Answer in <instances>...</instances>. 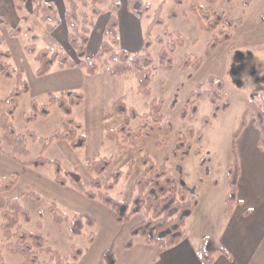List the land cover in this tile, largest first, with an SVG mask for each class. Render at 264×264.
Segmentation results:
<instances>
[{
	"label": "rangeland",
	"instance_id": "obj_1",
	"mask_svg": "<svg viewBox=\"0 0 264 264\" xmlns=\"http://www.w3.org/2000/svg\"><path fill=\"white\" fill-rule=\"evenodd\" d=\"M143 1L151 6L144 16L147 32L154 20L163 21L154 25L150 38L147 39L146 34L145 44H150L153 63L160 66L162 48L174 46L172 67L159 68L154 72L150 95L139 93L135 74L127 73L129 77L123 79L120 78L122 75L111 73L110 67L115 64L112 51L105 54L107 64L98 69L100 75L89 78L91 84L86 82L81 88V75L77 70L87 74L86 67H62L58 62L45 74H39L41 64L36 55L50 49L44 30L36 33L35 30H26L29 22L21 26L11 25L9 21L5 24L0 22V33L4 36L0 43V53H3L0 64H4L1 65L3 70H0V264H72L75 248L81 250L85 257H90L114 244L129 223L114 228L111 224V221L115 222L113 210L99 195L109 191L113 198L132 204L137 195V179L145 167L143 158L146 154L157 167L166 162L169 175L179 184L205 177L206 171L216 169L217 163L233 161L232 136L236 130L232 129L231 121L240 109L241 99L248 96V91L264 90V76L248 74L250 65L254 69L264 65V49L262 53L257 52L259 48L245 50L243 54L232 53L227 50L229 44L223 42V38L238 31L239 18L256 22L254 16L264 13V0H182L180 4L176 0ZM28 2L41 26L44 23L48 25V22H66L65 15L71 7L68 1L69 8L60 17L56 11L55 21H49L45 16L51 11L43 4L35 11L37 3ZM102 2L79 0V12L88 14L90 18L94 6L103 8L107 4L106 0ZM224 14L228 20H234L231 26L224 21L214 25L213 21L205 18L203 21L211 23L214 28L202 26L201 17L207 15L214 19ZM17 27L20 31H16ZM38 35L40 40L34 37ZM158 38H162L163 42H159ZM28 47H35V53H31ZM113 48L119 50V46ZM61 49H50L49 56L64 52L78 59L77 51L70 44ZM219 50H222V55L228 51L231 54L220 62L224 56H220ZM189 56L192 62L196 58L202 59L199 71H195L192 65L184 68V61ZM8 71L10 76L6 74ZM211 76L226 81L227 97L234 104V112L228 115L227 121L204 130L201 144H198L197 137L191 138L193 152L182 162L179 156L173 154L177 131H186L190 126L200 130L203 117L213 113L214 104L209 97L200 99L196 104L190 103L185 118L182 116L183 109L188 96L199 85L203 90L211 88ZM242 79L247 82L244 87L243 83V92L237 96L232 88H238L237 84ZM55 83H78L76 86L79 89L71 88L63 92L42 89L44 85ZM68 91L84 96L81 103L74 105L70 102L78 99L76 95L65 99L70 107L69 113L53 102L51 96H61ZM122 97H125L127 108L139 114L131 119L128 126L130 133L135 135L122 137L119 130L124 124V117L113 115L114 104ZM256 99L264 102V93ZM155 100L163 101L162 113L174 127L161 145L158 142L162 140L137 133L144 127L142 116L151 111V103ZM44 110H48V114H44ZM6 126L12 127L16 135H25L22 143L27 152L11 145ZM84 138L85 144L78 146ZM216 146L219 156L214 160ZM198 148L202 153L199 158L193 154ZM167 155L170 157L166 161ZM102 159L109 160L110 165L99 172L95 166L100 165ZM37 160H42V163L36 164ZM58 165L63 176L67 171H77L85 191L75 187L69 177L68 185L59 187L55 179ZM95 180L100 182V186L94 185ZM112 182L116 184L107 190V184ZM87 192L96 196L89 197ZM140 217L135 215L131 220ZM75 225L82 227L79 233H74Z\"/></svg>",
	"mask_w": 264,
	"mask_h": 264
},
{
	"label": "trees",
	"instance_id": "obj_2",
	"mask_svg": "<svg viewBox=\"0 0 264 264\" xmlns=\"http://www.w3.org/2000/svg\"><path fill=\"white\" fill-rule=\"evenodd\" d=\"M26 2L28 0H15ZM70 2V10L66 13V25L69 29V44L73 49L77 51V60L69 57L64 52L61 55L49 56L50 49H45L36 55L37 60L40 62L41 67L39 68V74H45L51 66L58 61L60 66H81L88 68L90 74H94L103 64H107L104 60L106 53H111L112 59L115 61L114 66L110 67V71L114 75L125 76L127 73H133L138 78V91L143 95L151 94V83L154 72L159 68L170 69L172 67V52L174 51V46L163 47L160 52V66H156L149 53L150 44H145L142 52L131 54L125 50L119 49L118 51L113 50L114 46L119 45V35H118V19L116 16L121 4L120 0H111V11L112 16L108 27L105 30L107 40L104 41L102 47L98 53L94 56H88L86 46L89 41L90 29L94 24V17L100 14L102 11L98 6H94L93 14L89 18L88 14L79 12L78 1L79 0H68ZM182 0H176L178 4ZM33 3H37L35 11L42 6H45L51 14H47L45 19L49 21H55L56 9L53 5L45 3L43 0H32ZM86 2V1H85ZM96 3H103L102 0H95ZM196 3V2H194ZM128 5L131 11H133L138 17H142L147 11L151 9L149 4H145L143 0H128ZM87 6V5H84ZM197 10V9H196ZM159 11V10H158ZM55 12V13H53ZM208 19L213 21L214 25H219L223 21L226 25L231 26L234 20H228L227 16L220 15L214 19L210 16H203L202 26L204 28H214L211 23H205L203 19ZM239 23L242 19L237 20ZM0 22L7 23L8 20L4 15L0 14ZM162 20H154L150 25V29L147 32V39L150 38L151 30L155 24H162ZM16 31H20L17 27ZM222 32V31H221ZM4 36L0 33V43L3 41ZM229 36H225L223 40H227ZM159 42H163L162 38H158ZM31 53H35V47H28ZM50 50V51H49ZM3 55V53H0ZM101 62V64H99ZM4 64H0V70H3ZM192 67L195 71H198L202 66V59L196 58L192 62L190 56L184 61V68ZM10 76V72L6 73ZM211 88L208 90H203L202 85H199L197 89L193 90L187 98L186 106L183 109L182 116L185 118L187 113V106L190 103H197L200 99L209 97L214 104L213 113L209 116H205L202 119V128L198 131L193 126L187 128L186 131L178 130L176 133V141L173 149V154L184 159L188 156L192 150L191 138L197 137L198 144H201L202 135L204 136V130H208L213 124L214 119H216L222 111H225L230 107V101L227 99V94L225 91V81L221 78H210ZM77 96L78 99L71 101L70 104H79L83 101V94L76 92H65L61 96L52 95V101L59 104L65 111L70 112L69 105H66L65 99L69 96ZM125 97H122L116 101L114 104L113 115H119L124 117V124L120 127V132H122V137L126 135H135L134 132L130 133L128 128L131 119L137 117L139 114L135 110L128 109L125 101ZM248 112L244 113L241 119L239 129L235 132L233 136V163L228 167V172L230 175V192L227 197V213L231 214L235 208V205L239 202L238 197V184L241 175V164L239 158V152L237 149L236 140L245 129L249 122V116L251 115L255 126L259 129L260 136L258 139V147L264 149V102L256 98H252L248 101ZM68 106V107H67ZM163 101L155 100L151 103V111L142 116L144 127L137 130V133H145L149 137L154 139H159L162 141L158 142L161 145L164 138L174 131L173 125L165 119L162 113ZM251 112V113H250ZM44 114H48V110H44ZM9 118V117H8ZM192 118H194L192 116ZM8 127V126H6ZM9 128V129H8ZM6 129L9 132L10 142L16 149L27 152L26 146L22 141L25 135H16V131L12 127ZM116 136V135H115ZM117 138H120L117 135ZM85 138L81 140L78 146L85 144ZM181 147H184L181 150ZM196 155H201L198 149L194 151ZM170 155L165 157L167 161ZM45 161V160H44ZM94 164L96 163L93 161ZM36 164L42 163V160H37ZM144 169L137 179V195L132 204L126 201L118 200L113 198L109 191L100 193V198L102 201L109 206L113 212L115 220L118 224H124L131 220L135 215L141 216V220L136 223L131 229L129 238L125 244L126 248H131L134 246L136 237H141L147 244L155 245L161 249L173 247L181 243L187 236V223L189 218L193 215L195 211V204L188 196V190L186 183L183 182L179 184L176 179L169 175L166 162L160 167H157L149 154H146L143 158ZM110 165L109 160L102 159L100 165H96V169L99 172H103ZM101 167V168H100ZM67 177L70 178L72 184L82 191H85L82 177L77 171H67L66 176L62 175V169L58 165L56 168V182L59 185H67ZM116 182L107 184V190L112 189ZM94 185L100 186L98 180L94 181ZM89 197H95L96 195L92 192H87ZM81 226L75 225L74 233H79ZM23 252L24 249H22ZM219 252L226 253L224 247L219 244L216 239L212 237L205 238L203 245L200 249V257L203 264H214L216 255ZM82 251L75 248L73 253L74 262L72 264H77L79 256ZM103 258L106 264H116V255L113 249H107L103 253ZM59 262V261H58ZM65 263V262H64ZM62 263V264H64ZM23 264H28L25 262ZM57 264V263H56ZM58 264H61L60 262Z\"/></svg>",
	"mask_w": 264,
	"mask_h": 264
},
{
	"label": "crops",
	"instance_id": "obj_3",
	"mask_svg": "<svg viewBox=\"0 0 264 264\" xmlns=\"http://www.w3.org/2000/svg\"><path fill=\"white\" fill-rule=\"evenodd\" d=\"M28 1L0 0V14L4 15L11 25L16 24L21 26L22 23L29 22V24H26V30H35V33L36 31L41 32L44 30L43 32L50 41V49L62 50L63 46L67 48L69 44V29L66 22H63L61 19V23L48 22V25L44 23L41 26V22L33 15L32 5ZM43 1L53 5L59 17L69 8L68 0ZM106 1L107 4L103 8H100L102 12L94 17V24L90 29L89 41L86 46L88 56L95 54L107 38L105 30L109 25L112 11L110 9L111 0ZM120 4L121 6L116 13L118 19L119 49L131 54L141 52L145 47L147 34V27L144 22L145 14L142 17H138L130 10L128 0H120ZM254 17L256 22L253 19L246 20L241 18L242 22H238L240 24L238 31L229 35V38L223 41L229 44L227 50L230 49L229 51L232 53L241 52L243 54L245 50L259 48L257 52H263L264 13H258ZM260 20L262 22H259ZM30 22L34 25L30 24ZM38 22L39 25H36ZM51 25L53 26L52 28ZM34 37L40 40L39 35ZM228 52L222 55V50L220 51V56H224V59L221 58L220 62L225 61V57H229L231 52ZM55 63H58V61ZM74 68L80 69L78 67ZM77 71L81 75L80 88L86 82L87 85L91 84V79L89 80V78H95L101 73L100 71L95 75H91L89 73L83 74L82 70ZM105 73L108 77L109 74ZM251 73L254 76H264V65L256 67V69L250 65L248 74ZM124 77H129V75L127 74V76L120 78L124 79ZM212 77L219 78L215 76H211L210 78ZM246 82L247 80L242 79L237 84L238 88H232L233 94L239 96L243 92L242 88ZM77 84L55 83L44 85L42 89L45 91L51 89L63 92L71 88L79 89L76 86ZM227 87L225 81V91ZM262 89L253 90L254 92L248 91V96L241 99L240 109L235 112L236 115L231 121L233 123V130L237 131L239 129L243 114L248 112L247 104L250 100L249 96L259 98L264 93ZM227 99L230 101V107L219 113L208 130L212 129L215 125L227 121L228 115L234 112V104L228 97ZM259 136V129L255 126L250 115L248 125L236 140L241 164V175L238 184L239 202L235 205L231 214L227 213L226 201L230 192L228 167L233 161L224 164L217 163L216 169L206 171L205 177H199L200 179L195 178L193 182H187L188 184L186 185L187 187L189 186L188 196L195 204V211L188 220L187 236L181 243L173 247L161 249L155 245L147 244L141 237H136L134 239V246L126 248L125 244L129 238L130 229L142 219L140 217L138 220L127 222L129 225L125 228L123 235L119 236L114 244L105 247L94 256L85 257L84 254H81L78 259L79 263L77 262V264H106L103 253L107 249L115 251L116 264H203L200 257V249L207 237L216 239L226 250V253H217L214 264H264V149L258 147ZM215 154L216 156L213 154L214 160L219 156L217 146ZM201 155L195 154L198 158ZM186 158L187 156L182 159V162H185ZM62 186L60 185L59 187ZM114 221H111L114 228L122 225L118 224L116 220Z\"/></svg>",
	"mask_w": 264,
	"mask_h": 264
}]
</instances>
